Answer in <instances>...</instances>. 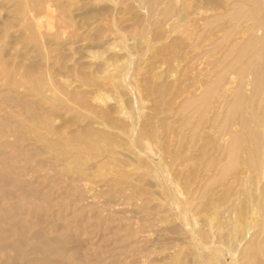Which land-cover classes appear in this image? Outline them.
<instances>
[{
	"label": "rangeland",
	"instance_id": "374dc122",
	"mask_svg": "<svg viewBox=\"0 0 264 264\" xmlns=\"http://www.w3.org/2000/svg\"><path fill=\"white\" fill-rule=\"evenodd\" d=\"M254 28L264 0H0V264L264 252Z\"/></svg>",
	"mask_w": 264,
	"mask_h": 264
},
{
	"label": "bare ground",
	"instance_id": "6f19581e",
	"mask_svg": "<svg viewBox=\"0 0 264 264\" xmlns=\"http://www.w3.org/2000/svg\"><path fill=\"white\" fill-rule=\"evenodd\" d=\"M252 20V19H251ZM257 22V21H256ZM252 24L254 25V21L252 22ZM254 27V26H253ZM259 27V26H258ZM264 29V28H263ZM254 30H255V28H254ZM256 31V30H255ZM253 33V32H252ZM256 33H258V34H260V35H264V33H263V30L261 29V28H258V32L256 31ZM255 34V33H254ZM253 36V35H252ZM251 38V37H250ZM250 41H251V39H249ZM255 42V41H254ZM247 43H248V41H247ZM260 43V42H259ZM250 44V43H249ZM248 44V45H249ZM256 48V47H255ZM242 50H244V49H242ZM242 53L244 54L245 53V50H244V52L242 51V52H240V54L242 55ZM239 54V55H240ZM251 58V57H250ZM253 59H255V58H253ZM256 60V59H255ZM255 60H253V61H255ZM248 62V61H247ZM255 68V67H254ZM227 69V68H226ZM229 69V68H228ZM225 70V69H224ZM238 70V69H237ZM262 71L263 70H261V73H262ZM252 73H253V70H252ZM235 75H237V73L235 74ZM231 77V76H230ZM230 77H229V79H230ZM255 77V76H254ZM253 78V77H252ZM261 78V77H260ZM250 81H251V78H250ZM252 82V81H251ZM254 83V82H253ZM264 83V82H263ZM212 84V83H211ZM236 84V83H235ZM251 84V83H250ZM260 84V83H259ZM264 85V84H263ZM207 87H210V86H207ZM206 87V88H207ZM205 88V89H206ZM225 88H227L226 86H225ZM229 89H230V87H229ZM232 89V88H231ZM234 89V88H233ZM224 90V89H223ZM249 90V89H248ZM203 91H205V90H203ZM257 91V90H256ZM230 92V91H229ZM236 91H234L233 92V95H234V93H235ZM203 93V92H202ZM201 93V94H202ZM204 94V93H203ZM202 94V95H203ZM263 94V93H262ZM262 94H261V96L260 97H262ZM205 95V94H204ZM203 95V96H204ZM224 95V94H223ZM202 96V97H203ZM201 97V96H200ZM241 98V97H240ZM261 100V98H259V101ZM223 101V100H222ZM207 104V103H206ZM259 103H258V101H257V105H258ZM203 105V104H202ZM234 105V104H233ZM232 105V106H233ZM238 105V104H237ZM235 107V106H234ZM237 109V108H236ZM229 113V112H228ZM227 115V114H226ZM241 116V115H240ZM240 116H239V119L241 120V118H240ZM229 119V118H228ZM263 119V118H262ZM242 121V120H241ZM244 122H246V121H244ZM238 124V123H237ZM249 127V126H248ZM233 130V129H232ZM249 130V129H248ZM251 130V129H250ZM235 132V131H234ZM234 132H232L231 134H233ZM226 134H227V132H226ZM235 134V133H234ZM237 134V133H236ZM235 134V135H236ZM223 135V134H222ZM228 135V134H227ZM237 137V136H236ZM243 137H244V135H243ZM226 138H227V136H226ZM245 138V137H244ZM238 139V138H237ZM241 139V138H240ZM236 140V139H235ZM242 140H243V138H242ZM245 140V139H244ZM230 141V140H229ZM237 141V140H236ZM243 142V141H242ZM234 143V142H233ZM237 143V142H236ZM244 143V142H243ZM234 145V144H233ZM238 145V146H237ZM245 145V144H244ZM236 146L238 147V148H240L239 147V144L237 143L236 144ZM230 148H231V146H230ZM229 148V149H230ZM234 148H235V145H234ZM238 148H236V150H238ZM233 149V148H232ZM231 153V152H230ZM232 154V153H231ZM233 154H235L234 152H233ZM232 154V155H233ZM231 155V156H232ZM232 158V157H231ZM247 243V242H246ZM243 244V245H246L245 246V248H244V251H243V249H242V252H245V257H243V259L241 258L240 260H241V262L243 261V264H264V252L263 251H261L260 249H258L257 251H253V248H252V246L254 245L255 246V244H257V242L254 240V239H250L249 240V242H248V244ZM244 247V246H243ZM256 248V247H255ZM231 257V256H230ZM234 255L232 256V258H230V262H228L227 261V259L225 258V256H224V258H223V264H226L227 262V264H233V259H234ZM242 264V263H241Z\"/></svg>",
	"mask_w": 264,
	"mask_h": 264
}]
</instances>
